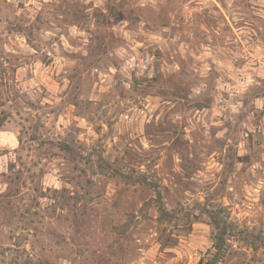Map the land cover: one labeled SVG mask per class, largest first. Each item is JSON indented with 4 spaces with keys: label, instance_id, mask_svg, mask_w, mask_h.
I'll return each instance as SVG.
<instances>
[{
    "label": "rangeland",
    "instance_id": "rangeland-1",
    "mask_svg": "<svg viewBox=\"0 0 264 264\" xmlns=\"http://www.w3.org/2000/svg\"><path fill=\"white\" fill-rule=\"evenodd\" d=\"M0 264H264V0H0Z\"/></svg>",
    "mask_w": 264,
    "mask_h": 264
},
{
    "label": "trees",
    "instance_id": "trees-1",
    "mask_svg": "<svg viewBox=\"0 0 264 264\" xmlns=\"http://www.w3.org/2000/svg\"><path fill=\"white\" fill-rule=\"evenodd\" d=\"M216 218L217 217H212V220H214V228L216 229L214 248L219 252L222 249V246L225 244L228 226L226 225L225 221ZM215 259L216 257L214 256L213 261Z\"/></svg>",
    "mask_w": 264,
    "mask_h": 264
}]
</instances>
